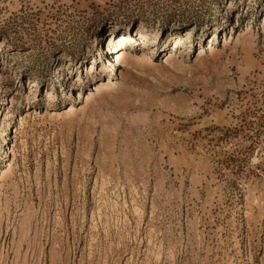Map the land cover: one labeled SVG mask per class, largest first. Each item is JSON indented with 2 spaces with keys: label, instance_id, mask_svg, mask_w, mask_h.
<instances>
[{
  "label": "rangeland",
  "instance_id": "rangeland-1",
  "mask_svg": "<svg viewBox=\"0 0 264 264\" xmlns=\"http://www.w3.org/2000/svg\"><path fill=\"white\" fill-rule=\"evenodd\" d=\"M0 264H264V0H0Z\"/></svg>",
  "mask_w": 264,
  "mask_h": 264
},
{
  "label": "bare ground",
  "instance_id": "bare-ground-1",
  "mask_svg": "<svg viewBox=\"0 0 264 264\" xmlns=\"http://www.w3.org/2000/svg\"><path fill=\"white\" fill-rule=\"evenodd\" d=\"M221 26H222V24H221ZM123 39L126 40V38H123ZM128 40H130V38H129ZM111 43H112V39L109 40V46H108V47H110V44H111ZM108 50H109V48H107V51H108ZM113 52H118V51L114 50ZM121 58H122V57H120V56L116 57V58L113 60V63L116 64V65H118V63H119V61H120ZM5 138L8 139V136H5Z\"/></svg>",
  "mask_w": 264,
  "mask_h": 264
}]
</instances>
